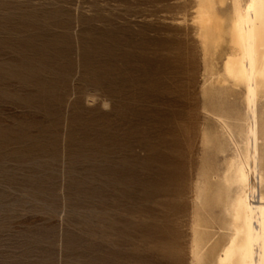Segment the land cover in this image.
I'll return each instance as SVG.
<instances>
[{"label": "rangeland", "instance_id": "obj_1", "mask_svg": "<svg viewBox=\"0 0 264 264\" xmlns=\"http://www.w3.org/2000/svg\"><path fill=\"white\" fill-rule=\"evenodd\" d=\"M173 3L187 5L186 15L183 8L170 10ZM194 3L0 0V264L192 263L190 224L197 209L195 183L189 176L178 184L183 190L178 196L171 190L155 196L160 191L156 183L150 182L151 194H147L137 185L107 181L93 169L95 163L85 159L82 152L88 150L100 164L118 166L115 163L124 151L108 138L100 148L81 142L92 140L100 131H124L127 100L113 92L121 88L120 82L82 62L81 50L93 47L95 40L110 42V36L117 35L131 41H112V45L139 51L134 42L142 40L148 23L162 28L161 39L174 34L184 37L192 27ZM47 39L54 42L47 48L53 55L49 62L23 47ZM189 44L195 77L189 89L198 97L201 56L197 41L190 38ZM106 116L117 120L97 126ZM197 151L195 166L187 164L184 169L188 175L201 166L202 151ZM143 195L146 198L134 209L144 207V211L127 214L135 198ZM94 202L107 208L89 211L88 203ZM162 203L181 207L173 216L178 218L177 225L169 227L178 234L177 241L157 237L154 225L169 212ZM165 245L169 250L162 249Z\"/></svg>", "mask_w": 264, "mask_h": 264}, {"label": "bare ground", "instance_id": "obj_2", "mask_svg": "<svg viewBox=\"0 0 264 264\" xmlns=\"http://www.w3.org/2000/svg\"><path fill=\"white\" fill-rule=\"evenodd\" d=\"M194 1L192 27L184 37L161 39L162 28L148 23L142 40L134 42L139 51L112 45L131 41L117 35L81 50L82 62L120 82L121 88L113 92L127 100L124 131H100L81 142L100 148L108 138L124 151L118 166L100 164L88 150L82 153L107 181L137 185L147 194L150 182L156 183L160 191L155 196L170 190L178 196L183 193L178 184L189 176L195 183L197 209L190 224L191 264H264V0ZM185 7L173 3L168 8H183L186 15ZM190 38L197 41L202 63L198 97L189 89L195 78ZM53 43L28 42L23 47L49 62L53 55L47 48ZM105 118L96 125L117 120ZM199 149L201 166L188 175L184 169L195 166ZM99 153L106 156L103 150ZM142 198L146 197H136L126 213H142L144 207L134 209ZM88 204L89 211L107 208ZM162 204L169 212L154 225L157 237L177 241L178 234L169 227L177 225L173 216L181 207ZM162 249L169 250L166 245Z\"/></svg>", "mask_w": 264, "mask_h": 264}]
</instances>
